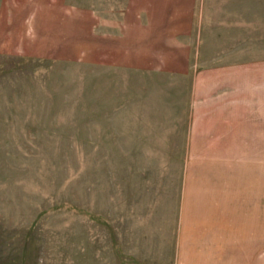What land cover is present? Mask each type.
Instances as JSON below:
<instances>
[{
    "label": "rangeland",
    "instance_id": "374dc122",
    "mask_svg": "<svg viewBox=\"0 0 264 264\" xmlns=\"http://www.w3.org/2000/svg\"><path fill=\"white\" fill-rule=\"evenodd\" d=\"M0 264H264V0H0Z\"/></svg>",
    "mask_w": 264,
    "mask_h": 264
},
{
    "label": "crops",
    "instance_id": "0c3cea01",
    "mask_svg": "<svg viewBox=\"0 0 264 264\" xmlns=\"http://www.w3.org/2000/svg\"><path fill=\"white\" fill-rule=\"evenodd\" d=\"M227 195V194H226ZM226 195H225V197H226Z\"/></svg>",
    "mask_w": 264,
    "mask_h": 264
},
{
    "label": "bare ground",
    "instance_id": "6f19581e",
    "mask_svg": "<svg viewBox=\"0 0 264 264\" xmlns=\"http://www.w3.org/2000/svg\"><path fill=\"white\" fill-rule=\"evenodd\" d=\"M227 236H228V234H227Z\"/></svg>",
    "mask_w": 264,
    "mask_h": 264
}]
</instances>
